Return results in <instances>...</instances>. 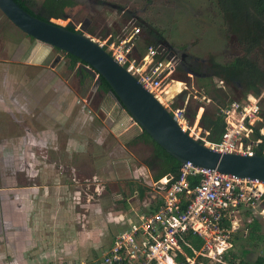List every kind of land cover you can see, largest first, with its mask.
<instances>
[{"label":"rangeland","instance_id":"rangeland-1","mask_svg":"<svg viewBox=\"0 0 264 264\" xmlns=\"http://www.w3.org/2000/svg\"><path fill=\"white\" fill-rule=\"evenodd\" d=\"M73 1L61 19L50 18L49 21L62 27L71 25L75 31L100 41L108 34L120 35L130 22V26H135L137 21L150 25L161 34L168 46L174 49L178 65L171 80L163 85V92L159 96L162 102L158 100L169 111L182 109L183 115L191 112L187 108L192 106L196 113L194 120H183V127L187 128L189 134L201 132L202 136L207 135L199 127V119L205 108L212 110L216 106L222 107L229 100L242 102L251 95L238 97L224 88L223 82L218 79L193 75L195 71H205L201 63L210 57L223 64L242 55L235 38L225 31L214 0H97L105 3L101 5L91 3L92 0ZM42 2L32 0L35 12ZM129 13L131 17L126 16ZM148 36L141 28L134 41L139 52L143 51L144 39ZM182 56L186 59V65L181 61ZM253 58L264 68V56L260 52L256 51ZM68 67L69 60L64 53L28 38L0 11V100L4 99L12 111L16 112V119L21 121L18 128L9 118L0 125V131L15 126L21 133H25L26 128L34 137H42L45 141L42 147L39 146L40 149L34 151V161H30L28 155L25 161H19L32 174L28 176L24 171L12 172L5 169L8 166L2 165V157L11 149L12 142L0 138V146H5L4 153L0 154V195L54 196L52 210L60 213L62 219L67 221V228L62 231V240L68 246L74 241L79 243L85 240L89 245L83 251L85 258L100 261L105 252L102 246L108 244L118 232H110L109 229L108 234L103 233L108 214L118 216L123 211L118 204L123 196L133 208L138 209L137 206H140L134 195L128 194L127 190L133 187L130 185L131 180H139L143 176L147 181V176H140V168L151 157V148L142 143L130 144L131 139L140 134V128L130 121L131 117L111 95H104L98 90L97 80L90 71L86 70L81 77L76 73L77 69L70 70ZM172 88L176 91H171ZM182 97L184 102H181ZM256 97L260 98V122L255 123V127L263 136V141L258 142H263L264 151V88ZM70 101L75 109H70ZM173 105H182L183 108H173ZM17 106H20L21 115H17ZM33 106L35 115L27 116L25 112L27 109L32 110ZM85 115L90 119L87 121L84 118L86 122L82 124L80 122ZM63 146H66V150L60 149ZM93 179L103 182L104 192L101 195L95 192ZM118 193L121 197L117 196ZM42 205L40 203L34 210H41ZM99 208L100 216L93 218L95 213L92 210ZM252 218L257 220L259 226L255 234L262 237L257 247L249 245L248 240L244 239L248 231L246 226ZM237 224L239 230L231 236V248L225 253L228 258L232 254L237 255L239 260L242 258L241 244L250 251L243 256V260L251 262L259 256L264 257V209L241 214ZM82 225H85L83 229H97L100 234L87 233L80 240V235L76 233L80 232ZM31 230L36 238H43L40 234L43 235L46 228L44 223H36ZM98 239L103 243L95 256L90 246ZM37 248L24 252L20 263H43V256L47 252L38 251ZM12 261L17 259L10 256L4 258L6 264ZM207 261L200 260L198 264H212ZM59 262L58 257H53L52 264ZM72 262H75L74 259Z\"/></svg>","mask_w":264,"mask_h":264},{"label":"built area","instance_id":"built-area-1","mask_svg":"<svg viewBox=\"0 0 264 264\" xmlns=\"http://www.w3.org/2000/svg\"><path fill=\"white\" fill-rule=\"evenodd\" d=\"M130 25L132 22L120 35L108 34L101 41L92 40L158 100L163 85L176 71L177 57L161 44L149 46L141 54L134 43L140 27ZM85 68L98 79L92 68ZM259 102L260 98L248 95L242 102L234 101L225 106L221 110L225 130L217 143L208 141L207 135L202 136L201 132L189 134L183 127L182 109L170 110V113L181 128L203 146L222 154L251 155L263 144L258 142L263 141L261 138L252 139L255 123L260 122ZM262 153L264 155L263 149ZM144 180L153 196L151 210L114 238L101 257L102 264H195L197 257L223 264V255L231 248V236L239 230V216L264 209V184L190 163L180 165L176 176L167 175L149 183ZM188 236L201 240L198 251L187 243ZM183 246L191 249L194 257H187ZM179 256L183 261L178 260Z\"/></svg>","mask_w":264,"mask_h":264},{"label":"trees","instance_id":"trees-1","mask_svg":"<svg viewBox=\"0 0 264 264\" xmlns=\"http://www.w3.org/2000/svg\"><path fill=\"white\" fill-rule=\"evenodd\" d=\"M14 1L24 11L45 22H50V18L61 19L64 16L65 9L74 3L73 0H43L39 10L35 12L33 10L32 0ZM214 3L221 16L225 31L228 35L235 38L238 46L242 50V55L236 56L223 64L217 62L213 57H210L206 62L201 63V66H205V71H195L193 72V75L204 79L209 78L210 80L214 78L218 79V81L223 82L224 88L230 90L238 97L245 98L248 94L258 96L264 88V68L260 67L253 56L256 51L257 53L260 52V54L264 56V52H262L264 48V0H214ZM130 15L131 14L129 13V15L126 16L131 17ZM136 25L140 27V30L142 28V30L146 33V36L149 35L146 39H144V47L143 51L140 52L141 54H143L149 46L157 47L161 41H164L160 33H158L153 27L152 28L154 30L149 28L151 27L150 25H146L145 23H141L139 21H137ZM65 28L73 32H79L75 31L71 25H68ZM154 31H156L157 34H155ZM89 34L93 35V32L89 31ZM27 37L30 38L29 36ZM55 50L59 51L57 49ZM169 51L174 53V49L171 46H169ZM66 57L69 60L68 68L70 70L75 69V67L79 65V72L81 74L86 72L85 66L87 65L83 64L76 57L69 54H66ZM181 61L184 65H186L185 58L184 60L181 58ZM97 83L99 91H101L104 95L110 94V87L100 76H98ZM171 91L176 90L175 88H172ZM169 94L170 92L168 95ZM181 102H184V97H182ZM231 102H233V100H229L227 104L222 105V107L216 106L212 110H208L207 108L204 109V112L199 119V127L204 132L208 133L206 136L208 141L217 143L221 140L225 130V122L221 110ZM172 107L183 108L182 105H173ZM187 109L188 111L191 109V112H186V115H184L185 120H194L196 113L192 110V106H188ZM257 138L263 139V136L260 135L259 129L254 127L252 139L256 140ZM138 143H142L151 148V157L144 162V165L150 171L153 181H158L167 175H177L178 169L180 168L179 162L162 150L141 129L140 134L132 138L130 141L131 145H136ZM262 149L263 144L255 148L254 151L258 155H263ZM145 189L141 190L142 194L146 191ZM262 205L264 206V200ZM245 213L250 214V212ZM246 228L248 231L244 239L248 240L249 245L257 247L258 242L262 239L260 235L255 234L259 230L257 220L252 218ZM187 243H189L195 251H198L202 244L200 239L193 236L187 237ZM243 247L244 246L241 244L242 258L250 252ZM183 249L187 257H194L191 249L186 247ZM242 258L239 260L235 254H232L231 258H228V256L224 254L223 264H264V257L259 256L251 262L243 260ZM183 259L184 258L181 256L178 258L179 261H183ZM200 260L207 261L206 259L197 257L195 259V264H198V261Z\"/></svg>","mask_w":264,"mask_h":264},{"label":"water","instance_id":"water-1","mask_svg":"<svg viewBox=\"0 0 264 264\" xmlns=\"http://www.w3.org/2000/svg\"><path fill=\"white\" fill-rule=\"evenodd\" d=\"M0 11L25 35L65 55L74 56L92 68L108 84L110 95L118 102L120 108L180 165L190 163L205 170H215L264 184L263 155L222 154L195 141L159 100L145 90L89 36L52 22L42 21L24 11L14 0H0ZM149 28L152 30V27ZM160 44L169 47L165 41Z\"/></svg>","mask_w":264,"mask_h":264},{"label":"crops","instance_id":"crops-1","mask_svg":"<svg viewBox=\"0 0 264 264\" xmlns=\"http://www.w3.org/2000/svg\"><path fill=\"white\" fill-rule=\"evenodd\" d=\"M76 67V73L83 77V74L79 72V67ZM10 103L13 104L14 102L11 101ZM69 106L70 109L76 108L71 101L69 102ZM19 108L20 106H17L16 111L17 113H19L17 115H21V109ZM32 108V110L27 109V111L25 112L28 114L27 116L35 115L34 106ZM15 113L16 112H13L10 106L6 102H4V99L0 100V125L2 123H5L7 119L10 118L12 119L14 124L18 125L19 128V126L21 125V121L16 119L14 115ZM81 114H84V110L81 111ZM84 118H86V115L84 117L82 116V121L80 123L83 124L84 122H86ZM86 119L87 121H89L90 117ZM11 128L12 129L10 130L9 128H4V131H0V138H7L5 142H9V140L12 142L11 149L7 150L5 153V146H0V154L4 153L2 157L3 160H1L2 165L8 166L9 168L5 167V169L12 170V172L19 173L21 171H24V173L26 172L27 174V169H25L23 165H20L21 163L19 164V161H25L26 155L30 156V158H28L30 161H34V151L40 149L45 141L43 142L42 137H34L32 132L26 130V128H24L25 133H21V131L19 129H16L15 126H12ZM36 139L40 140L36 141ZM60 149L66 150V146H63ZM136 170H134V172ZM141 171L142 175L147 176V181L149 179L152 180V175L150 171L145 167V165H142ZM30 175L32 176V174L28 173V176ZM34 176L35 175H33V177ZM143 179L144 178H141L139 180H131L130 182H132V184L130 185H133V187L130 188L131 193L129 190H127L128 194L134 195L132 196L134 197L136 202L140 204V206H137L138 209L133 208L132 204L129 201L127 202L128 199L124 198L123 196V199L118 202V204L121 205L123 211H120L118 213V216H112L111 214H108V216L106 217V221H104L106 225L104 227L103 233L108 234L109 229L110 232H112L113 230H118V232L113 235V238L108 244H105V246H102L103 242L99 239L93 242L90 247H92L91 249L95 256V253L99 252L101 246L103 247L104 251H106L113 243L114 238L120 232L127 229L132 223H135L137 220H139L140 217L148 214L151 210L153 196L150 192L148 193L147 189H145V183L143 182ZM92 184L96 186L95 192H97V194L101 195L102 191L104 192L103 182L93 179ZM142 189L146 190L143 194L141 192ZM119 193L117 196L121 197V194ZM126 197L128 198L127 195ZM54 198L55 197L50 194L0 195V264H6L4 263V258L6 257L7 259V256L17 259V261L9 262L10 264H21L20 261H23L22 257L24 252L35 250L36 247H38V251L44 250L47 252L44 254V261L41 264H52L53 257L59 258L60 262L58 264H71L73 263V259L74 261L84 262V264H102L101 258L100 261H89V259L85 258L83 251H85L89 247L85 240H82L79 243L74 241L70 246L66 244V241L62 240V231L67 228V221L62 219V215L60 213L52 210V202H54ZM40 203L43 204L41 206V210L38 209V211L36 212V210L34 209L39 207ZM61 204L62 201L60 200V206ZM100 210L101 208L95 211L92 210L95 213L93 218L100 216ZM36 223L39 225L41 223H44L46 230L43 232V235L40 234V236H44L43 238H36V236L33 235L31 228ZM83 227H85V225H82V227H80V232L76 233L80 235V237L78 238L80 240L87 233L100 234L97 232V229L85 230L83 229ZM40 245L42 248L40 247ZM24 264L26 263L24 262Z\"/></svg>","mask_w":264,"mask_h":264},{"label":"flooded vegetation","instance_id":"flooded-vegetation-1","mask_svg":"<svg viewBox=\"0 0 264 264\" xmlns=\"http://www.w3.org/2000/svg\"><path fill=\"white\" fill-rule=\"evenodd\" d=\"M88 2H89V1H88ZM90 2H91V3H94V4H100V5H101V4H105V3H102V2H99V1L97 2V0H92V1H90ZM106 5H108V4H106ZM184 58H185V57L182 56V60H184ZM109 95H110V94H109Z\"/></svg>","mask_w":264,"mask_h":264},{"label":"bare ground","instance_id":"bare-ground-1","mask_svg":"<svg viewBox=\"0 0 264 264\" xmlns=\"http://www.w3.org/2000/svg\"><path fill=\"white\" fill-rule=\"evenodd\" d=\"M161 101V99H159Z\"/></svg>","mask_w":264,"mask_h":264}]
</instances>
